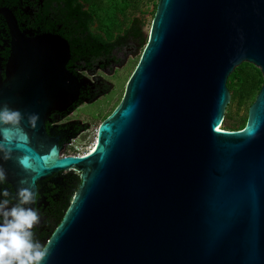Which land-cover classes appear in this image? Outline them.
Wrapping results in <instances>:
<instances>
[{
  "label": "water",
  "instance_id": "1",
  "mask_svg": "<svg viewBox=\"0 0 264 264\" xmlns=\"http://www.w3.org/2000/svg\"><path fill=\"white\" fill-rule=\"evenodd\" d=\"M4 17L0 104L23 118L6 128L12 152L0 167L32 190L61 171L81 181L45 264H264V0H158L123 96L83 156H61L48 136L54 115L92 101L81 96L90 81L67 67L68 42L25 36ZM132 47L119 59L142 45ZM242 63L263 84L244 127L222 130L227 78ZM29 113H39L34 128Z\"/></svg>",
  "mask_w": 264,
  "mask_h": 264
},
{
  "label": "trees",
  "instance_id": "2",
  "mask_svg": "<svg viewBox=\"0 0 264 264\" xmlns=\"http://www.w3.org/2000/svg\"><path fill=\"white\" fill-rule=\"evenodd\" d=\"M51 1L48 7L54 8L51 13L55 17L52 27L69 44L71 55L69 68L72 67L71 71L74 73L94 74L97 70L108 69L112 64L117 65L120 62L117 56L119 52L131 53L132 44L139 42L140 45H145L147 42L141 31L143 15L141 7L148 0ZM155 1L153 15L158 0ZM262 84L260 70L249 63H242L228 76L226 86L230 93V108L234 111L224 115L222 130L236 131L244 127L247 117L237 120V116L247 105L249 109ZM92 85L89 100L110 90V84L101 80ZM111 112L104 116V119ZM66 128L69 130L68 137L74 138L86 130L87 125L71 123L67 124ZM71 181L76 182L77 190L81 183L79 174L76 173ZM70 202V194L60 202L56 223L61 221Z\"/></svg>",
  "mask_w": 264,
  "mask_h": 264
},
{
  "label": "flooded vegetation",
  "instance_id": "3",
  "mask_svg": "<svg viewBox=\"0 0 264 264\" xmlns=\"http://www.w3.org/2000/svg\"><path fill=\"white\" fill-rule=\"evenodd\" d=\"M51 0H0V82L5 81V72L11 53V35L5 23L4 14L9 12L15 19L17 27L25 36L36 35L42 33L57 34L55 28L52 27L54 16L49 8L48 3ZM52 2V1H51ZM52 6H54L52 2ZM48 11V12H47ZM50 11V12H49ZM71 61V60H70ZM69 61V62H70ZM69 68V63L67 65ZM70 67L69 69H71ZM93 83L81 93L84 99H87L92 91ZM89 100V98H88ZM65 116L56 114L52 117V123L47 124L48 136L56 139L59 148L62 150L69 141L68 129L63 124ZM75 174L67 172H58L46 178L39 179L35 182L33 192L35 194L34 201L31 206L35 207L40 215L39 222L33 226L34 238L45 244L55 227L57 226L56 218L58 215V207L60 202L65 199L68 194H72L75 190L76 182L71 181ZM21 187L17 181L5 174L3 183L0 188H7L10 194H15L16 190Z\"/></svg>",
  "mask_w": 264,
  "mask_h": 264
},
{
  "label": "clouds",
  "instance_id": "4",
  "mask_svg": "<svg viewBox=\"0 0 264 264\" xmlns=\"http://www.w3.org/2000/svg\"><path fill=\"white\" fill-rule=\"evenodd\" d=\"M22 118L19 109L0 104V126L5 129L0 134V158H11V139L6 128L18 125ZM28 120L36 127L39 113H29ZM4 179L5 172L0 167V183ZM34 197L28 187L18 188L14 195L7 188H0V264H45L49 246L35 239L32 231L40 219L38 210L31 206Z\"/></svg>",
  "mask_w": 264,
  "mask_h": 264
},
{
  "label": "rangeland",
  "instance_id": "5",
  "mask_svg": "<svg viewBox=\"0 0 264 264\" xmlns=\"http://www.w3.org/2000/svg\"><path fill=\"white\" fill-rule=\"evenodd\" d=\"M155 4V0H148L141 7V12L143 13L141 19V31L145 39L148 36V32L151 26ZM143 46L144 45H142V48L138 50L137 55L133 59H131V57H125L123 59H120V62L117 65L113 64L112 71L110 73H106L101 70H97L94 74L91 75H88L86 72L82 73L83 77L87 78L91 83H93V80L91 78L94 76L99 77L103 81L109 83L110 90L108 93L94 98L89 103L84 102L80 104L73 110L71 114L67 116V118L62 121L64 124L69 121L77 120L80 124L86 123L88 125L86 130L82 131L80 134L74 137L76 139V144H79L80 154L86 153L88 151L93 141L95 140L96 130L98 129L100 123L103 121L104 116L109 114L119 104L123 96L127 80L136 65V62L142 52ZM233 111L234 110L230 108L229 100L225 108L224 115L231 114L233 113ZM247 112L248 105L240 111V113L238 114L239 116H237V120L239 118H246ZM222 126L223 125L221 124L220 129L222 128ZM65 146L61 153L68 154L67 147ZM73 193L71 194V199Z\"/></svg>",
  "mask_w": 264,
  "mask_h": 264
},
{
  "label": "built area",
  "instance_id": "6",
  "mask_svg": "<svg viewBox=\"0 0 264 264\" xmlns=\"http://www.w3.org/2000/svg\"><path fill=\"white\" fill-rule=\"evenodd\" d=\"M96 133H97V130H96ZM96 133H95V135H96ZM65 145H66L65 147H67L68 154L61 153V156H83V155H85V154H87L89 152V150H88L86 153L80 154L79 144H76V139L75 138L69 139V143H66ZM62 151H63V149H62ZM69 152H71V153H69Z\"/></svg>",
  "mask_w": 264,
  "mask_h": 264
},
{
  "label": "bare ground",
  "instance_id": "7",
  "mask_svg": "<svg viewBox=\"0 0 264 264\" xmlns=\"http://www.w3.org/2000/svg\"><path fill=\"white\" fill-rule=\"evenodd\" d=\"M96 140V139H95ZM95 140L93 141L92 145L90 146V148L88 149L89 152L92 151L94 149L95 146Z\"/></svg>",
  "mask_w": 264,
  "mask_h": 264
}]
</instances>
